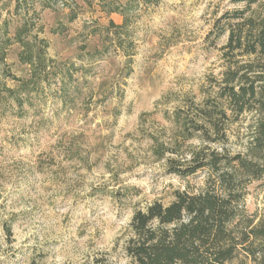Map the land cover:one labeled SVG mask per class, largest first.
<instances>
[{"label":"rangeland","instance_id":"1","mask_svg":"<svg viewBox=\"0 0 264 264\" xmlns=\"http://www.w3.org/2000/svg\"><path fill=\"white\" fill-rule=\"evenodd\" d=\"M68 2L76 7L74 21L62 2L52 8L41 0H0V45L13 39L26 14H36L48 55L77 69L65 104L55 76L32 107L20 109L1 90L17 86L7 71L27 78L29 67L19 61V44L10 42L1 53L0 264L126 263L134 211L155 199L168 203L178 189L197 191L207 178L167 173L152 155L150 137L168 140L167 114H190L215 101L227 69L256 59L227 43L232 29L247 34L249 20L264 16V0H162L141 8L128 26L133 46L126 55L107 32L110 19L120 25L123 16L106 15L96 2ZM258 117L256 109L237 118L229 110L220 146L245 152ZM245 208L263 211V180L250 185Z\"/></svg>","mask_w":264,"mask_h":264},{"label":"trees","instance_id":"2","mask_svg":"<svg viewBox=\"0 0 264 264\" xmlns=\"http://www.w3.org/2000/svg\"><path fill=\"white\" fill-rule=\"evenodd\" d=\"M41 1L52 8L62 2L69 7V21L78 18L76 7L68 0ZM82 1L90 7L96 2L100 11L108 16L115 13L124 17L120 25L110 19L107 32L114 33L110 35L117 38L118 47L127 50L126 55H130L128 46H133L132 41H128L127 29L139 16L138 11L162 2ZM234 1L249 5L259 0ZM35 15L26 14L16 27L13 39L7 36L0 45L1 62L4 61L1 53L12 42L20 45V63L29 67L27 78L7 71L5 76L17 86L4 85L1 90L3 99L11 100L20 109L25 105L32 107L34 95L55 76L61 80L60 95L65 104L71 98L68 82L77 70L72 68L74 65L66 67L48 55L49 42L39 37L42 27H37ZM249 22L247 34H243L242 29H232L227 46L231 51L240 49L256 59L227 69L225 85L215 101L206 100L190 114L183 109L167 114L166 118L173 123V133L168 140L150 137L152 155L156 161L163 162L167 173L189 177L205 172L204 186L193 192L178 189L168 203L155 199L136 209L128 226L130 237L123 248L127 258L124 264H229L233 261L264 264V209L261 213L249 214L245 208L252 182L264 181V16L259 22L252 18ZM99 28L95 27L93 32L97 33ZM110 35L104 36L109 39ZM255 64L259 69L254 68ZM253 109L259 117L252 130V140L245 152L232 154L225 145L220 146L227 138L228 111L237 118ZM194 139L198 145L187 144ZM90 264L110 263L102 258Z\"/></svg>","mask_w":264,"mask_h":264}]
</instances>
